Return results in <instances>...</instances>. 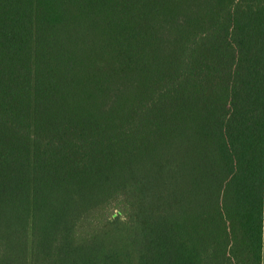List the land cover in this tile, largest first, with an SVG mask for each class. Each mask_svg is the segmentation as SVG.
<instances>
[{"label": "trees", "instance_id": "obj_1", "mask_svg": "<svg viewBox=\"0 0 264 264\" xmlns=\"http://www.w3.org/2000/svg\"><path fill=\"white\" fill-rule=\"evenodd\" d=\"M0 264H264V0H0Z\"/></svg>", "mask_w": 264, "mask_h": 264}]
</instances>
